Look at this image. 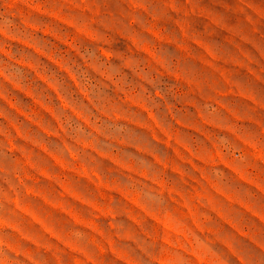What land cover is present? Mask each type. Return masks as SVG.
<instances>
[{
	"label": "rangeland",
	"instance_id": "1",
	"mask_svg": "<svg viewBox=\"0 0 264 264\" xmlns=\"http://www.w3.org/2000/svg\"><path fill=\"white\" fill-rule=\"evenodd\" d=\"M0 264H264V0H0Z\"/></svg>",
	"mask_w": 264,
	"mask_h": 264
}]
</instances>
